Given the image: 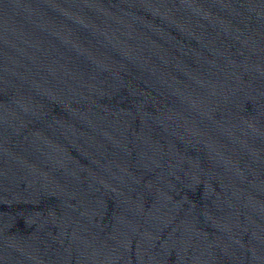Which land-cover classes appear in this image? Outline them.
<instances>
[{
  "label": "water",
  "instance_id": "water-1",
  "mask_svg": "<svg viewBox=\"0 0 264 264\" xmlns=\"http://www.w3.org/2000/svg\"><path fill=\"white\" fill-rule=\"evenodd\" d=\"M0 264H264V0H0Z\"/></svg>",
  "mask_w": 264,
  "mask_h": 264
}]
</instances>
